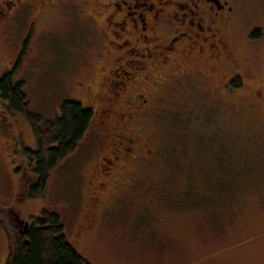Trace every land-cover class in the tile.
Returning a JSON list of instances; mask_svg holds the SVG:
<instances>
[{
    "label": "rangeland",
    "instance_id": "374dc122",
    "mask_svg": "<svg viewBox=\"0 0 264 264\" xmlns=\"http://www.w3.org/2000/svg\"><path fill=\"white\" fill-rule=\"evenodd\" d=\"M228 1L240 18L228 29L233 53L251 58L253 79L264 83V0ZM37 7L24 5L1 33L0 65L20 53L31 29L15 80L24 82L30 109L52 119L63 100L83 102L82 84L96 72L101 35L81 6L46 5L47 15L37 12L40 21L32 25ZM257 28L260 36L251 37ZM198 80H179L165 109L134 123L151 152L134 173L124 172L119 193L81 237L79 225L90 205L85 168L106 147L101 127L90 128L53 169L43 195L22 203L16 200L19 176L11 156L20 165L22 145L35 148L36 137L24 116L0 119V220L12 225L6 208L26 220L55 211L68 241L92 264H264V100L234 102L236 91L214 92ZM14 133L19 143L12 141ZM230 169L240 178H230L225 189ZM191 193L203 199L199 205ZM6 254L0 228V264Z\"/></svg>",
    "mask_w": 264,
    "mask_h": 264
},
{
    "label": "flooded vegetation",
    "instance_id": "af4514ba",
    "mask_svg": "<svg viewBox=\"0 0 264 264\" xmlns=\"http://www.w3.org/2000/svg\"><path fill=\"white\" fill-rule=\"evenodd\" d=\"M24 5L38 6L32 25L40 21L37 12L47 15L46 5L81 6L83 16L95 23L101 35L96 72L83 81L85 104L81 103L93 109L92 127H101L106 147L85 168L90 205L79 225V237L119 193L124 172L134 173V167L143 165L141 157L151 149H145L148 141L134 123L165 109L163 103L174 96L179 80L196 78L209 83L214 92L236 91L234 102L264 100V83L253 79L251 58L239 60L231 48L228 29L240 18L228 0H0V35ZM17 56L0 65V78ZM9 113L0 96V119ZM11 137L19 143L17 134ZM25 174L27 169L20 172ZM28 192L29 185L19 183L16 200L23 203ZM6 214L17 230H24L15 211L8 208Z\"/></svg>",
    "mask_w": 264,
    "mask_h": 264
},
{
    "label": "trees",
    "instance_id": "16d2710c",
    "mask_svg": "<svg viewBox=\"0 0 264 264\" xmlns=\"http://www.w3.org/2000/svg\"><path fill=\"white\" fill-rule=\"evenodd\" d=\"M30 30L26 34V40L20 48L15 64L0 78V96L7 104L10 114L24 116L35 134L36 147H28L22 143L23 162L17 164L19 167L15 164L13 166L18 167L15 172L20 177V185H29L27 196L35 198L46 192L53 169L80 144L92 127L95 113L93 109L85 107L75 99L63 100L52 119H45L40 113L30 109L24 82L15 80L22 59L28 53L27 47L32 32ZM260 34L261 29L257 28L252 31L251 37L257 38ZM14 156L12 159L16 158ZM23 169H27L28 174L20 176ZM230 170L233 174L227 177L229 182L227 178L223 181L225 189L231 184L230 178L232 181L240 178L235 177L233 169ZM239 174H245L242 168ZM189 196L195 205H199L203 200L192 193ZM174 202L176 204V200ZM165 204L171 205L172 199L166 198ZM0 228L7 240L4 262L9 259L10 264H92L68 241L60 215L55 211L45 209L32 218L25 236L13 225L5 229L0 222ZM26 240L29 243H26Z\"/></svg>",
    "mask_w": 264,
    "mask_h": 264
},
{
    "label": "water",
    "instance_id": "95a60500",
    "mask_svg": "<svg viewBox=\"0 0 264 264\" xmlns=\"http://www.w3.org/2000/svg\"><path fill=\"white\" fill-rule=\"evenodd\" d=\"M23 226H24V228H25V229L22 231V233L24 234V233H26V232H27V230H28L29 223H28V222H24V223H23ZM26 243H29V241H28V240H26ZM4 264H10V263H9V259H8V260H6V262H5Z\"/></svg>",
    "mask_w": 264,
    "mask_h": 264
}]
</instances>
